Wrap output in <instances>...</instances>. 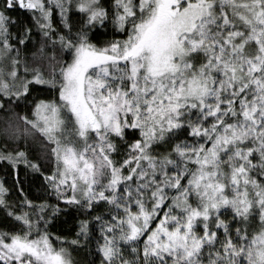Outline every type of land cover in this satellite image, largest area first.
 Instances as JSON below:
<instances>
[{
  "label": "snow or ice",
  "instance_id": "1",
  "mask_svg": "<svg viewBox=\"0 0 264 264\" xmlns=\"http://www.w3.org/2000/svg\"><path fill=\"white\" fill-rule=\"evenodd\" d=\"M0 264H264V0H0Z\"/></svg>",
  "mask_w": 264,
  "mask_h": 264
}]
</instances>
